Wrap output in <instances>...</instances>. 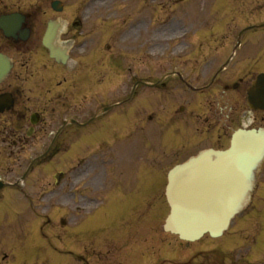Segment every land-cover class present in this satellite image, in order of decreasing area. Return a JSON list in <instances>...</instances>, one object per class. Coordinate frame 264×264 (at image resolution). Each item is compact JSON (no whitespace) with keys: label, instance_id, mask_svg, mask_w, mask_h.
Wrapping results in <instances>:
<instances>
[{"label":"rangeland","instance_id":"1","mask_svg":"<svg viewBox=\"0 0 264 264\" xmlns=\"http://www.w3.org/2000/svg\"><path fill=\"white\" fill-rule=\"evenodd\" d=\"M35 1L38 0H23L19 3L23 2L24 7L28 10L27 6L34 4ZM41 1L43 2L44 7L47 8L49 0ZM63 1H66L64 4L65 9L63 14L65 21L66 19H70L72 15H77L78 12L81 13V9L83 7L82 4L84 3L83 0ZM100 3L94 5V7H96L94 10L93 7L91 10H89V19L86 20L88 21L89 29L91 30L99 29L100 27H103L107 30V33H104L102 36L97 32V39L95 40L97 41L99 38L101 39L103 55L105 58L102 60V62H100L101 68L93 65V62L88 66H83L80 64V70H76V72H78L77 76L76 73L73 75L75 76L73 81L79 83L80 88L78 91L72 92V97L67 96V98H63L62 101L61 99L60 101H56L55 97L58 96V92L62 88L57 91V88L54 86L56 81L52 80L60 79V73H63L65 70L63 67L54 65L51 62L49 63L46 52L42 51L41 49L40 51H36L35 56H37V65H49L43 70L44 72L42 71V77L44 79L51 77L52 82H50V84L52 91L50 95L45 93L43 91L45 86L42 85L41 89L44 92V95L40 97V94L34 93L33 89L26 90L30 91V96L33 99L31 101L32 104H35L37 101L43 103L47 102V104L41 105V110L43 113L41 118L43 122L37 127L34 136H23V141L27 145L22 147L23 151H20V157H23V160L31 159V156L34 157L36 151H44L47 148L48 142H50L52 138H55V141L58 143L62 142L59 145H61L65 151L61 152L48 164L37 168V171H40L41 182L39 184H34L35 186L32 185V189H27V198H23V195H20L17 192L8 190L10 198L12 200H16V202H5L4 200L2 202L5 203L0 205V264H77L75 262H71L72 258L68 255V250H71V241L68 235V228H66L67 226L62 227L60 222L63 220L67 223L68 220V196L71 194L69 191L77 188V195L81 196V194H87V190L84 189L85 185H78L79 178L77 177L79 172L80 174L83 173V168L86 169L85 162L81 160L87 153L93 152L96 154L97 157L95 159L86 158V160L92 162L93 164L95 162H100L102 158L107 159V157L110 156V158H112L111 160H113V172L115 174L121 173L122 175L124 173L128 174L130 171L135 169L139 171L144 169L143 171H150V173L152 171L160 173L161 171L158 170H165L167 167L170 168L176 162H178V160L182 161L188 157L184 151H179V153H177L175 151L177 147H175L174 152L173 150L171 151L172 153L169 156H164L163 149H161L158 143L157 133L159 132L157 131H155L156 134L154 135L152 141L147 137L148 134V136H150L151 127H153L152 124L148 125V114L146 110L151 109L153 104L148 106L150 101V91L147 87H138V90L134 94V96L137 97V102L130 100L125 102L124 105L120 104L117 107L114 106L116 103L119 104L120 101L128 98L127 96L129 93L126 94L125 91H130L131 86L134 85V81H129V75L132 74V71L137 70L140 77L147 76L148 72L146 71V68L139 70L137 67L144 64L141 63V61L147 56V54H150L151 51H153V55L156 56L164 51L162 46L163 34L158 32V26L163 25V21H156L154 23L156 29L154 42L155 47H153L151 51L143 49L140 45H131L133 43H127L129 47H120L119 44L115 45V43H113L114 39H112V35L114 33L116 34V30L121 31L123 29H128V26L131 24L130 21H133L136 17H138V19H144L147 25H149V20L152 14L153 19L162 17L159 14L160 9L158 7V1H155L151 14L147 10L141 9L140 7H138V11H136L133 7L134 5L132 1L127 0L125 2L126 5L121 3V10L115 12L113 11L112 14L109 15L105 11L111 6L112 3ZM102 13L106 16L104 17ZM177 14L179 15V12H177ZM36 17L37 18H34L32 23L34 27L35 39L38 40V45L40 46V36H42L45 30V20L47 17L40 18L38 15ZM117 25L119 26L118 28H112ZM117 37L118 35H116V38ZM139 41L145 42L142 39ZM104 42H106V44ZM108 45H112L116 49L115 53H120V56L122 57L120 64H122V61H129L130 59L127 58L131 56H137V63L132 61V65L123 67L124 72L114 74L113 64H109L107 61H105V59L108 57V53L105 51L106 46ZM1 47L5 49V46ZM100 47L101 45L96 46L97 49H100ZM91 48L92 47L89 49ZM118 48H121L122 51H120ZM172 49L177 50L174 47ZM110 52H114V49ZM202 52L209 51L203 49ZM11 53H13V55H15L17 58L16 52L11 50ZM195 54L196 50L193 51V53H190L188 57H193ZM201 57H207V55H202ZM177 65L178 67L180 66L178 62ZM18 66L19 60L17 59L16 68ZM196 66L203 67L202 64H193L192 66L189 59L186 60V68L191 69L192 67ZM129 67L132 68V71L129 70ZM15 70L16 69H14V71ZM51 73L55 74L56 78H53ZM82 73L84 75H81ZM160 73V70L154 72V74H156V78L159 77ZM14 77L15 76H12L10 78L12 79ZM31 79H29L26 84L27 87L30 88H32L31 84L34 83V81ZM7 81H9V78L2 83V88H4V90L8 89L3 86V84H7ZM81 81L85 82L84 86L80 85ZM214 98V94L204 92L201 96L190 97L188 103L191 104V107L196 108V111H198L199 114H204L206 113V109L202 107L203 104H206V101L208 102V100H210V103H212ZM156 99L158 100H156V105L152 111L157 109V115L154 114V117H156V121L160 120L163 122L165 118H161L158 113L160 111L161 114H163L167 103L165 100H163L164 98L162 99V97H156ZM212 105L210 107L214 110H217L216 108H218V106L214 102ZM106 107H110V112L103 114L100 116V118L98 117L95 119L94 116ZM139 109H143L145 112ZM47 111L49 112L47 113ZM217 111L219 114L216 113L214 122H210L213 119L212 117L209 118L210 121H208L209 125L215 124L213 128L211 127L210 129V132H213V135L209 137L207 136V139H204V142L196 141L195 139L198 136L194 137L191 135V133H193L194 130L198 128L199 123L202 124V121H188V123H185L186 128L184 127V133L187 134V136H182L181 140H186V142L189 143L198 142L197 144H199V146L197 147V150L203 148L204 145L208 143L207 141H209V139L213 140V142L208 144H219L221 145L219 147H223V145L226 146L230 134L239 126L237 124L238 120L235 119V122L229 125V120L226 117L228 111L223 113L220 110ZM88 114H90V117L85 119L86 115L88 116ZM255 116H257L256 122L259 124L261 119L260 115L256 114ZM72 119L76 120L78 123H90L91 125H94L92 129V135L89 133L91 138L88 137V139L92 141L90 142V145L85 143L86 140L82 136H75V139L73 138V133L76 130L72 128V124H67L69 126L64 128H71L69 131L65 130L61 132L59 136L54 132L59 128V126H62L64 122H68ZM106 124L112 125V132L115 135L122 137L118 142L116 141L117 143H111L109 139L107 142H104L106 139L105 133L101 135L100 131L107 130L104 128ZM220 125H226V128L221 131ZM134 126L136 128L145 126V128L142 129L140 133L137 131L134 134L132 133V131L134 132ZM72 129H74V132ZM147 130L149 132H147ZM51 131L53 135L49 136L48 133ZM127 131H130V134H127ZM198 131L199 130L197 129V133ZM199 137L204 138V135ZM149 149H151L152 153H156V155L152 156L154 164L153 166H150L149 163H145L147 159V150ZM187 153H189V151H187ZM93 167L99 168L95 165H93ZM59 173H63L64 177H62L60 185L56 186L54 184L55 178L57 177L56 174ZM114 173L112 174L113 176L115 175ZM263 173L264 172H259L258 174L256 189L252 198L254 200L253 206L250 209L248 208L244 215L239 216L233 221L230 229L225 235H223V237L215 240L205 237L201 241L191 244L188 247H186L184 244H177L173 240L168 239V237H165L160 231L159 226H157L163 216H165L167 213V207L164 204V198L162 193L159 192L157 188L153 189L151 192H139L136 193L137 195H133V200L139 199L143 203L151 202L153 204L150 208V211L155 214L152 224L154 227L155 225L157 226V229H154V231L157 233V235L159 234V237L153 236L154 239L149 238L147 245L150 249L149 251H146L147 253L145 255L150 257L149 260L160 258L159 264H166L168 261L169 264H180L184 261H191V259H195L192 261L201 263L203 261L193 257L195 252L203 251L204 254H208L212 248H215L217 251H220L219 253H216L219 256L214 258V256H212L214 254L209 253V255L211 258H214L213 262L216 264H264ZM113 176L111 178H113ZM14 178L15 176H12V179ZM153 178L157 179V177ZM151 179V177H148L146 180L148 181ZM102 193L103 191L96 192V198L99 199V196H101ZM31 202H34V207L30 206ZM145 216L147 215L145 214ZM140 223L141 221L138 223V225ZM147 230V226H145L144 230L142 229V231H144L142 234H144L146 237H148L146 235L148 233ZM99 236L100 235L96 236V240L94 239V236L92 237L95 241L90 246V248L93 250V253L90 254L89 257L91 264H107V262L105 263L104 261V254H101L102 251L106 252V249H103L104 246L101 245L103 240H101V242L98 240ZM160 237H163V243L158 239ZM138 244H140V242H138ZM166 244H170L169 253ZM82 245L83 242H77L75 249L77 251H81ZM125 247L126 246L124 245L123 252L129 250V247L126 249ZM134 250L135 249L133 248L131 251ZM141 251L145 252V249L142 250V248H139V252ZM248 254L251 256L250 259H246ZM110 257L114 261V264H117V257ZM154 261H152L153 264ZM146 262H148L146 257H144L142 260L139 256L137 261L124 260L122 263V260H120V264H146Z\"/></svg>","mask_w":264,"mask_h":264},{"label":"flooded vegetation","instance_id":"2","mask_svg":"<svg viewBox=\"0 0 264 264\" xmlns=\"http://www.w3.org/2000/svg\"><path fill=\"white\" fill-rule=\"evenodd\" d=\"M20 1L23 0H0V16L10 13L26 14L24 3H19ZM90 1L86 0V3ZM133 3L137 10L140 7L150 14L154 8V0H133ZM163 7L165 17L178 8L181 10L179 21L174 24H166L164 27L169 49L173 46L171 34H178L175 41L177 44L174 46L177 50L173 49L165 59L166 72L170 73V65L178 62L180 65L178 69L184 75V80L193 81L199 91H207L215 96L218 92L225 95L226 98L222 102V106L232 113V121L235 118L238 119L243 99L246 97V91L250 87L251 81L259 73H264V0H165ZM89 10H91V3L86 6V16L83 17V20L89 18ZM226 10L228 14L226 25L210 23L212 17L217 18L218 11L225 12ZM37 12L41 17L45 14V7L41 0H38ZM203 13L205 14L204 19ZM74 18L75 16L71 18V22ZM135 21L134 33H137L139 29L147 32L153 31V14L149 25L144 19ZM87 22L86 20L83 24L78 23V28L88 30ZM240 23L242 24L241 28H239ZM240 30H243L241 35H239ZM219 33H223L224 36L217 41L215 39L221 35ZM66 38L70 40L71 36L66 35ZM73 41L74 39L71 40V42ZM203 49L209 52H202ZM195 50V56L188 57ZM232 54L233 56H231ZM202 55H207V57H201ZM187 59L192 62L191 64H202L204 67H200L199 72L196 73L186 72ZM217 65L223 67L216 73L215 76L218 77L215 80L212 72L217 68ZM170 75L171 77L175 76L174 74ZM25 77H22L23 81L27 79L26 75ZM175 77L178 78V74ZM140 78L143 79L137 74L130 77L132 80ZM260 117L259 125L264 126V112ZM149 119L153 122V115ZM39 120L40 118H38ZM54 141L53 143H55ZM137 173L146 177L144 171ZM136 178L137 175L132 179L137 181ZM123 188L137 191L139 186H116L117 190ZM80 234L86 238L90 233L85 229ZM89 252L90 247H85L84 255L87 256Z\"/></svg>","mask_w":264,"mask_h":264},{"label":"water","instance_id":"3","mask_svg":"<svg viewBox=\"0 0 264 264\" xmlns=\"http://www.w3.org/2000/svg\"><path fill=\"white\" fill-rule=\"evenodd\" d=\"M263 154V132L238 131L228 150L208 151L174 168L166 188V229L186 241L221 234L246 198Z\"/></svg>","mask_w":264,"mask_h":264}]
</instances>
